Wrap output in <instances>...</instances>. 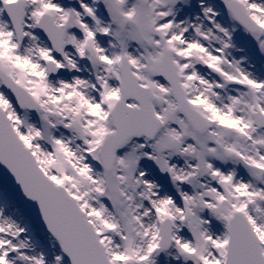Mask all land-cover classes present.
<instances>
[{"label": "snow or ice", "instance_id": "1", "mask_svg": "<svg viewBox=\"0 0 264 264\" xmlns=\"http://www.w3.org/2000/svg\"><path fill=\"white\" fill-rule=\"evenodd\" d=\"M0 264H264V0H0Z\"/></svg>", "mask_w": 264, "mask_h": 264}]
</instances>
